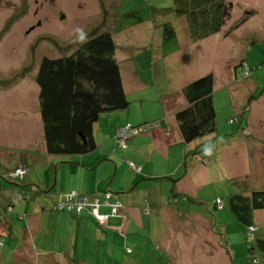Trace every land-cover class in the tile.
<instances>
[{"label":"rangeland","instance_id":"rangeland-1","mask_svg":"<svg viewBox=\"0 0 264 264\" xmlns=\"http://www.w3.org/2000/svg\"><path fill=\"white\" fill-rule=\"evenodd\" d=\"M224 1L229 11V18L223 25L224 27L219 34L213 35L207 43L203 39L198 41L200 42L198 48H200L195 54L198 60L191 58L192 62L197 65L196 74L207 71L213 75L212 102L215 109V132L211 137H215V140L205 145L207 151L204 152L203 159H199L198 165L203 167L201 163L207 159L206 168L208 173L212 174L215 182L210 184L208 188L199 190L197 194L191 193L192 196H196V199L186 198L184 199L185 204L176 208V215L179 219L184 220L188 216L194 217L193 215H196L197 218L191 227V231L195 233L185 243L187 248L174 250L176 252L175 264H190L191 256L189 254H193L198 259L202 255H200L201 250L208 252L213 250L215 259L223 258L224 252L219 243L222 238L224 241L222 247H230L231 254H234L233 262L248 264L250 259L247 258V255L252 240L254 238L264 239V211L253 212L254 219L252 218V221L256 224L257 230L248 236L246 227L236 221L233 213L228 209L226 201L229 194L245 190L243 183H239L245 176L250 177L249 185L251 187L264 189V0ZM167 3L168 0H0V166L3 165L6 168L0 170L3 174L6 171L10 173L20 158L29 162L33 157L44 159V154L40 151L45 149V144L41 115L38 110L37 95L39 88L35 80L39 63L43 57L56 58L65 55V52L70 53L69 50L72 51L77 44L81 43L78 39L82 35L94 36L97 34L95 32L97 29H100L97 32L101 30L111 31L115 45V58L121 66L124 81L126 80L125 67L128 58L137 57L135 66L140 70L141 78L145 81L144 85L148 87L143 95H128L131 107L144 106L141 111H130V115L136 120L131 123L132 125L138 124L139 120L145 118L154 119L164 111L166 105L171 106L179 103L181 88L186 81H190L185 80L186 76L182 73H177L176 78H172L170 72L166 71L163 60L151 63L152 56H156V51H159V47H161L162 25L158 23L163 22V20L168 21L161 15H152L151 7ZM169 5H171V0ZM132 10L140 12L143 22L127 28L122 15ZM170 22L176 27L177 37L183 43L178 51L179 55L166 56L165 59L167 63L171 62L168 65L170 69H176L174 60H179L187 50L192 49L195 43L187 40L183 20L178 19L175 23ZM149 25L153 26L150 27ZM124 27L128 30H125ZM120 29L124 31L119 32ZM221 35H223V39ZM249 40H253V44ZM242 60H244V68L245 66L249 69L256 67V70L249 78L248 75L239 76L238 80L248 78L249 82L248 90L242 89L241 95L250 92L252 96L255 91L254 88L263 92L260 98L257 91L256 96L252 97L253 107L250 109L249 115V133L248 136L244 137L241 135L242 129L238 127L239 123H233L235 116L231 113L230 104L225 98L223 87L220 86L225 79L223 74H225L226 68L232 64H241ZM236 70H242V66L239 65ZM227 72L233 76L234 69L232 66L227 68ZM140 98H143L141 104ZM167 119L170 121L169 118ZM165 122L167 124L166 119ZM126 123L124 122L120 126H125ZM99 125L100 123L96 127ZM242 125V128L245 129V122ZM159 127L161 126L159 125L151 131H155ZM108 133V129L102 133L99 132L104 143L98 151L101 154L105 153V147L114 152L121 150L114 146L115 143L113 144L114 132L111 135ZM28 146H33V149L29 148L28 150L37 153L27 151ZM22 149H26V151ZM252 149H261L263 154L254 155L251 161L250 156H246V154L252 152ZM199 151L200 147L198 148ZM98 152H94L93 155H97ZM193 153L194 150L190 154ZM261 158L263 161H261L262 165L260 166V163L255 162ZM51 159H55V165L50 170L42 167L41 162L33 165L25 162L28 168L27 175L35 180H40L44 174L51 185L52 170L58 163H65L66 165L62 166L65 169V176L67 180L74 182L75 189L69 192L91 197L88 195L90 193L87 176L91 177L92 172L81 171L78 178L71 174L77 173L80 158L71 155L56 158L51 156L49 160ZM104 168L106 174H110V176L113 174L114 169L113 167L111 169L109 164H105ZM129 168L131 173H140V168L137 166L135 171L131 167ZM62 169L59 168L58 171L61 173ZM28 176L25 178L26 181H30ZM1 178L3 179L1 180ZM141 179L142 177L136 179L132 187L138 184ZM17 182L15 179L8 181L0 175V189H7L1 192L0 196H7L12 191L20 196V202L12 207L10 217L12 237L3 236L2 241H0L3 264L55 263L53 259L48 263L51 257L46 254V249L49 245L47 241L51 236L44 238L45 231L48 229L49 234H60V232L65 231L61 216L70 217V221H66L70 231L74 223L73 216L59 213L60 219L56 224H54L53 219H51L52 223L47 225L45 222L41 232L37 234L35 243L34 240L30 243L33 250L25 254H23L24 251L19 250V253L15 254L13 248L21 236L26 216L39 214L42 208L39 207L34 211V203L30 194L26 193V196H23L27 189ZM148 183L155 185V188L161 185L162 191L153 192L149 196L145 192H135V197L132 198L136 201L137 208L133 213L134 215L130 210L125 209L117 218L118 222L116 223L121 225L125 220L130 219L133 224L135 218L155 221L158 218L156 212H159L163 217L169 208L160 202L171 206L169 204L170 199L166 197L171 194V185L169 183H152L151 181ZM97 184L98 181H94V187ZM32 188L34 189L35 186ZM80 190H85V192L82 193ZM69 192L65 193V196ZM57 193L59 194L58 191H53L56 196ZM147 197L153 203L154 210L149 205ZM218 197L219 200H217ZM142 200H144L143 203ZM184 206L188 207V212L180 213ZM171 208L174 209L172 206ZM103 209L101 208L100 211ZM106 210L109 216V224L106 228L104 225L107 222L103 223V226L85 228V231L90 233L96 230V236L103 237V239H98L97 245L87 241L84 246V253H81L79 259L72 260L79 262V264H107L110 258L107 254H110L112 248L106 249L104 241L106 239L108 241L109 238L110 242L111 239L115 238L112 243L122 249L118 253V258L121 257L122 260H120L121 264H164L166 257H164L162 249L155 250L152 248V239L156 233L155 227H153L151 234L148 231L137 232L132 230L131 232L136 234L126 238L130 232L127 233L119 227L113 229L111 218H115V215L111 214V209ZM19 215L22 220L18 219ZM51 217L47 213L40 216V218L45 219ZM199 217L208 218L210 221L207 230L203 233L197 231L205 223L203 220H198ZM80 219L89 220L86 216ZM134 244L137 245V248L133 247ZM217 247L221 250L216 251ZM127 248L134 250L130 257L123 255ZM254 259L257 264H264V254H259Z\"/></svg>","mask_w":264,"mask_h":264},{"label":"trees","instance_id":"trees-1","mask_svg":"<svg viewBox=\"0 0 264 264\" xmlns=\"http://www.w3.org/2000/svg\"><path fill=\"white\" fill-rule=\"evenodd\" d=\"M169 4L170 0L165 5L151 7V14H158L164 17V19H168L167 13L172 10V13L177 18L185 22L190 42H198L219 32L229 18L228 7L224 0H171V5ZM122 16L125 19V27L143 22L138 10L125 12ZM170 21L169 19L168 21L163 20L161 24L162 44L159 47V51H156L157 57L166 56L181 48V44L176 38V27ZM98 30L100 29L95 31L97 34L94 36H90V34L82 35V38L78 39L81 43L77 44L72 51L69 50L70 53L65 52V55L56 58L43 57L39 63L35 80L39 88L37 95L38 110L41 115L44 147L48 155H86L94 151L97 147L93 138L94 125L102 116H106L112 112L124 111L129 105V101L123 90L119 63L115 58V45L111 31L101 30L97 32ZM189 81L181 88L180 95L185 101V106L174 113V121L177 124L183 143L189 144L192 141H197L195 144H201V142L205 141L206 138L215 132V109L212 102L213 75L207 73L194 77ZM155 122V128L159 125L162 127L165 119L159 117L154 121L145 122L144 124H153ZM115 146L118 149L125 150L124 148H119L116 144ZM200 150L202 154L207 151L205 148H201ZM195 154H200V151L198 152L197 149ZM23 165L27 168L25 163H20L10 173L6 171L3 174L0 171V175L8 181L15 179L18 181L17 184H21L27 176L28 171L22 178L14 177L11 174L15 169ZM2 168L4 169V167H0V170ZM239 183H243L245 190L229 194L226 199L227 207L233 213L236 221L246 227V234L250 236L257 230L256 224L252 221L253 212L264 211V189L251 187L249 185L250 180L247 177L242 178ZM36 188L38 186H35L34 189L31 186L28 189L29 192H24L23 196L29 193L30 198L32 197L31 199H33L35 194H37ZM51 195L49 196V200L51 199ZM64 196L65 193L59 195L51 206L52 208L50 207V210L47 209L50 216L51 214L54 216L57 213L71 214L75 217V220H79L82 213L85 212L88 214L87 217H89L91 227L104 225L92 214L90 208H84L80 212L67 209L64 204ZM77 196L83 197L82 194H78ZM173 196L177 195L170 196L171 200L174 198ZM186 198L190 197H175L173 202L184 205V202H186L184 199ZM67 199L68 201H73V196L68 195ZM104 199V196L100 198V200ZM219 199L218 197L217 200ZM59 203H63V205L59 207ZM5 211L8 214H12V206L5 207ZM61 218L62 223L65 225V231L60 232V234L51 233V237L49 236L46 254L51 258L48 260V263L53 259L55 263L52 264H61V262H64V264H79V262L72 259H79L81 253H84L85 243L89 241L93 245H97V242L92 237L89 239L90 232L85 231L86 227L81 229V227L73 226L69 231L66 228L65 216ZM18 219L22 220V217L19 215ZM49 221L52 223L51 220H45L46 225ZM104 227L106 226L104 225ZM146 229L150 233V229ZM47 234H49V231H45L44 238L47 237ZM134 234L136 233H132V235ZM5 236L9 235L6 233ZM2 238H0V241H2ZM20 238H22V234ZM27 238H29L28 235ZM222 239L219 243L224 252L223 258L215 259V253L211 250L206 254L201 255L200 253L201 256L196 264H245L243 262H233L234 254H231L230 247H222L224 244ZM33 240L35 243L36 236H30L29 243ZM152 241V248L155 250L162 249L157 239V233H155ZM110 242L112 243L113 239ZM88 247L92 248L91 246ZM133 247L137 248V245L134 244ZM30 250L32 249H23L21 251H24L23 254H25ZM217 250L221 249L217 247ZM133 251V249L127 248L125 253H123L124 257H130ZM16 253H19V249L15 251ZM259 254H264V239L254 238L248 249L247 258L250 259L248 264H257L254 257L259 256ZM107 256L110 257L107 264H121V257L120 259L118 258L119 255ZM166 263L164 260V264ZM0 264H3V254L1 251Z\"/></svg>","mask_w":264,"mask_h":264},{"label":"crops","instance_id":"crops-1","mask_svg":"<svg viewBox=\"0 0 264 264\" xmlns=\"http://www.w3.org/2000/svg\"><path fill=\"white\" fill-rule=\"evenodd\" d=\"M167 17L173 23H175V21L178 19L182 20L180 18H177L172 13V10L168 11ZM139 23L141 22H138L137 24ZM162 23L163 22L158 23V24L161 25ZM133 25H136V24H133ZM149 26L152 27L153 25H149ZM127 28H125V30ZM185 28H186V24H185ZM222 28L220 30H222ZM220 30L219 32L215 34H212L206 37L205 39H203V41L207 43L208 40L213 35L219 34L221 32ZM122 31L124 30H121L119 32H122ZM185 33H186V38L188 40V35H187L186 30H185ZM161 37H162V34L160 36V45L162 44ZM176 38L178 39L177 32H176ZM221 38L223 39V35H221ZM249 41L251 44H253V40H249ZM178 42L181 45L183 44L182 41H180L179 39H178ZM192 43H195V45H193L191 50H187V52L184 53L180 57L179 60L177 59L174 60L176 63V69H170L168 65H170L171 62L169 61L167 63L165 59H166V56H170L174 54L179 55L178 51L180 49L177 51L171 52L170 54L166 56L163 55V57L152 56L151 63L153 61L159 62L160 60H163L165 64V69L166 71L170 72L172 78H176L177 73H182L183 75H185L186 76L185 80H190L194 77H199L207 73V71L200 73V74H196L197 65L192 62L191 58H197L198 60V57H196L195 54L200 48V47L198 48V45L200 44V42H192ZM115 57H116V52H115ZM136 59L137 57L135 56L128 58V62L125 67V75H126L125 81L123 79L121 66L119 64L123 90H124L125 96L127 97L128 101H129L128 95H131V96L138 95V94L143 95L148 87L144 85L145 81L141 78L140 70L135 66ZM242 61L243 62L241 64L239 63V64L231 65L232 68L234 69L233 76H230L229 73L227 72V68H230L231 66H228L226 68V72L225 74H223L225 79L220 86L223 87L225 98L226 100H228L230 104L229 109L231 110V113L235 116L233 123L239 121L238 127L242 129L241 135L242 137H244V136H248L247 134L249 133L248 132L249 121H250L249 115L251 112L250 109H252L253 107L252 97L256 96V91H257L259 93V98H260L263 92L258 88H254L255 91L253 92L252 96L250 92H248V94L245 93L241 95L242 89L246 91L248 90V86H249L248 78L249 76L254 74L253 72L256 70V67H253L252 69L248 68L249 76L248 78H246L247 80L246 79H244L245 81L238 80L239 76L240 75L242 76V74L245 72V69L247 68L246 66L244 68L243 66L244 60ZM190 64H191V67H190ZM239 65L242 66V70H236L239 67ZM213 92H214V84H213ZM179 98H180L179 103H177V105H171V106L166 105V108H164V111L161 112L156 118L154 119L145 118L143 120H139L138 124L149 122V121H154L159 117H163V119L167 120V124L165 122L164 125L160 129H157L149 134L128 139L126 141L125 150H119V151L114 152L111 149L105 147V151H104L105 153L103 154L99 153L98 151L100 149V146L104 144L101 138V134L99 136V132L102 133L105 129H108L109 130L108 134L111 135L113 132L115 133V130L117 128L121 127L120 125L122 123L124 122L132 123L136 121L133 119L134 117L130 115V111H139V110L141 111L144 106L140 105L137 107H131L130 101H129V105L127 109H125L124 111L112 112L111 114L102 116L98 120V122L94 125L93 138H94L95 144L97 145L96 149L86 155H73V156H77L80 159H79V168H78L77 173H71L72 176H76L78 178L80 176L81 171L85 173L92 172L91 177H89V175L87 176V180L89 182L88 191L90 193L88 195H91V197L102 198L103 194L107 191V189H110L109 191L112 193V196H113L110 203L120 204L118 215H116L115 218H111L113 222L111 227L113 229H116V227L117 228L119 227L121 229H124L127 233L130 232V234H128L126 238L127 237L129 238L132 235L133 233L131 232L132 230H136L138 232V231H143V229H145L144 231H147L146 228H149L150 234H151L153 232V227H155L156 233H157V239L162 248V253H164V257H166V262H167L166 264L176 263V261H174L176 260V252L174 251L176 248L177 249L179 248L182 249L184 247L187 248V245L185 243L195 233L191 231V227L195 223L196 218H197L196 215H193L194 217L188 216L184 220L179 219L178 216L176 215V210H177L176 208H180L179 205L181 204L180 203L178 204V202L177 203L173 202V199L175 197L182 198L183 196H186V197L189 196L190 198L196 199V196H192L191 193L197 194L199 190L208 188L210 184L215 182V180H213L212 174L208 173V170L206 168V162L208 160L206 159L205 161H203V163H201V166L203 167H199L198 165L199 159L200 158L203 159V154L201 153V150H200V154H195V151L199 147L200 149L201 148L204 149L206 144L215 140V137L212 138L211 137L212 135H211L210 137L206 138L205 141L201 142V144L200 143L195 144L197 141H192L189 144L183 143L181 136H180V132L177 127V124L174 121V113L177 110L181 109L183 106H185V101L183 97L180 95ZM139 102L140 104L143 103V98H140ZM181 103L183 104L179 106V104ZM167 118H169L170 121H168ZM235 119H237V121H235ZM243 122H245V129L242 128ZM99 123L100 125L96 127V125ZM112 142H113V139H112ZM229 146L231 147V145ZM32 147L28 146L27 151H29L30 153H37L36 151L28 150L29 148L33 149ZM22 150L26 151V149L25 150L22 149ZM192 150H194V153L191 155L190 153ZM40 151L43 152L44 159L33 157L31 162H29L26 159L22 160V158H20V160L16 162V166L14 168L18 166V163L20 164V163L29 162L33 165L34 163L41 162L42 167L46 169L48 168L47 170H50L55 165V159L49 160L51 155L46 154L45 149L44 150L41 149ZM96 151L98 152L97 155H93L94 152ZM256 154H263V152L261 149H252V152L247 153L246 156L249 155L252 161V157ZM52 157L56 158L58 156H52ZM261 161H263V158L257 160L255 163L258 162L260 163V166H261L262 165ZM127 162L133 163L135 166L139 167L140 173L139 174L131 173L128 170L130 168ZM105 164H109L111 169L113 167L114 172L111 176L110 174L105 173V168H104ZM64 165L66 164L60 162L52 170L53 179H52L51 185L49 184L48 178L44 174H43V178L40 180H35L33 177H29L27 175L30 181L25 180V178L27 177L26 176L23 179L22 183L19 184V185L25 186V188L27 189L25 190L26 192H29L28 189H30L31 186H38V188H36L37 190H35L37 194H35V197L32 199L34 203L33 209L35 211L39 207H42V208L39 214L35 213L32 215L26 216L27 218L24 224V228L21 230L22 238H19L17 245L13 248L14 251H16L17 249L19 250L32 249L33 250V248L29 246L30 236L37 237V234L39 233V231H41L42 225L45 223V220H51V218L45 219V218H40V216L45 213L49 214L47 209H49L53 205V203L55 202V200L57 199L59 195L75 190L74 182L72 180H67L65 176V169L64 167H62ZM156 166L157 168H154ZM0 167H4V169H6L5 166L3 165ZM59 168H63L61 173L58 171ZM140 177H142L141 181L139 182L140 185L138 186L139 184L138 183L134 187H132L134 185L135 180ZM245 177L249 178L250 180L249 176H245ZM157 179H160V180H157ZM94 181H98V184L95 187H94ZM149 181H151L152 183L158 182L159 184L169 183L171 185V194L166 197L167 199H170V204L174 209H172L171 206H167L163 204V202L161 201L160 203H162L163 206H166L169 209L166 211V213L163 214V217L160 215L159 212H156L158 215V219L156 221H153L151 219L145 220V219L135 218V221L133 222V224L131 223L130 219L125 220L121 225L119 223H116L118 222L117 218L124 212L125 209L130 210L132 214L137 209L136 201L132 199L135 192H140V191L145 192L149 196L153 192L162 191L161 185H158L155 188L154 187L155 185H151L150 183H148ZM3 191H5V189H0V193ZM53 191L55 192L58 191L59 194L57 193V196H56L53 194ZM80 191L82 193L85 192V190H80ZM50 195H51V199L49 200ZM172 195H177V196H173L174 198L171 200L170 196ZM147 198L149 199L148 200L149 205L154 210L155 208H154L153 203L151 202L149 197ZM144 200H142V203ZM19 202H20V196H18V194H16L15 191H12L7 196H4V197L0 196V238L5 236L6 233L7 235H9L7 236V238L12 237V227L10 224V217L12 214L11 213L8 214V212L5 211V207L9 205L12 207H15ZM172 204H175V205H172ZM106 209L108 208H104L102 212L107 213ZM183 211L184 213L188 212V207L186 206L183 207L180 213H183ZM87 215H88L87 213H83L81 217L83 216L87 217ZM59 217L60 216L58 215V213L52 216V219L55 224L57 223ZM74 218L75 217L73 216V219ZM64 220L69 222L70 217L65 216ZM198 220H203L205 222L204 224L201 225V228L197 230L199 233H203L205 230H207V227L210 224V221L208 220V218H203V217H199ZM48 223H51V222L49 221ZM108 224H109V219L105 226H107ZM73 226H78V227H81L82 229L83 227H88V226L91 227L92 225L88 219H79V220L74 219ZM66 228L68 227L66 226ZM95 231L96 230L90 233L89 239L91 237L94 238L96 241L98 239H103V237L100 238L96 236L97 234H95ZM46 232L48 231L46 230ZM27 235L29 236V238H27ZM50 235L52 234L51 233L47 234L46 238H48ZM113 239L115 240V238ZM104 244H105L106 249H109L110 247L112 248V251L110 252V254H107V255H118L119 251H122L121 248H118L115 244L110 243L109 238H108V241L107 239L104 241ZM207 252H208L207 250L205 251L201 250V254H206ZM95 253L97 252L95 251ZM197 254H198V251H197ZM189 256H191L190 264H196L197 261L199 260V258L196 259V257H194L193 254L192 255L189 254Z\"/></svg>","mask_w":264,"mask_h":264},{"label":"built area","instance_id":"built-area-1","mask_svg":"<svg viewBox=\"0 0 264 264\" xmlns=\"http://www.w3.org/2000/svg\"><path fill=\"white\" fill-rule=\"evenodd\" d=\"M155 124H141V125H131V124H126L125 126H122L120 128H118L115 131L114 134V141L115 144L119 147V148H126V141L134 136H138V135H142L145 134L147 132H150L152 129H155ZM128 165L136 170L135 166L132 163H128ZM28 169L26 168V166H19L17 169L14 170V172L11 174L14 177H19L22 178L26 173H27ZM68 195H72L73 196V201H68ZM65 196V205L67 209H73L76 212H80L82 209L84 208H90L92 210V214L97 218V220L100 223H106L108 215L101 213L100 212V208L102 206H109L108 201L111 199L110 195L107 194L105 195V199L104 200H99V199H92L90 200L88 197L86 196H77V193H70ZM63 205V203H59V207H61ZM111 207V214L112 215H116L117 214V209H118V205H112Z\"/></svg>","mask_w":264,"mask_h":264},{"label":"clouds","instance_id":"clouds-1","mask_svg":"<svg viewBox=\"0 0 264 264\" xmlns=\"http://www.w3.org/2000/svg\"><path fill=\"white\" fill-rule=\"evenodd\" d=\"M81 37V36H80ZM79 37V38H80ZM248 72H249V69L248 68H246L245 69V72L242 74V75H248L249 76V74H248ZM130 124V123H129ZM142 124H144V123H142ZM132 125V124H131ZM136 125H141V124H136ZM136 125H134V126H136ZM122 127V126H121ZM120 128V127H119ZM118 129V128H117ZM116 129V130H117ZM115 130V131H116ZM151 132H153V131H150V132H147V133H145V134H142V135H146V134H149V133H151ZM115 134V133H114ZM142 135H138V136H142ZM134 137H137V136H134ZM128 163H130V162H128ZM133 164V163H132ZM134 165V164H133ZM129 166V165H128ZM135 166V165H134ZM130 167V166H129ZM135 168H136V166H135ZM134 170V169H133ZM135 171V170H134ZM107 194H109L110 195V197H111V199H112V193L107 189V191L103 194V196H105V195H107ZM83 195V194H82ZM84 196V195H83ZM86 197H88V196H86ZM90 200H92V199H99L100 200V198H96V197H88ZM111 199L109 200V206H102L101 208H108V209H111V207L110 206H112V205H115V203L114 204H111L110 203V201H111ZM116 205H118V209H117V214H118V211H119V209H120V204H116ZM100 208V209H101ZM101 213H104V214H106L107 215V213L106 212H102V211H100ZM116 216V215H115ZM108 218H109V216H108ZM108 218H107V220H108ZM107 222V221H106Z\"/></svg>","mask_w":264,"mask_h":264}]
</instances>
